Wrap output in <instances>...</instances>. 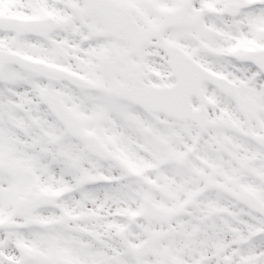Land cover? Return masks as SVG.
Instances as JSON below:
<instances>
[{"label": "snow or ice", "instance_id": "snow-or-ice-1", "mask_svg": "<svg viewBox=\"0 0 264 264\" xmlns=\"http://www.w3.org/2000/svg\"><path fill=\"white\" fill-rule=\"evenodd\" d=\"M0 264H264V0H0Z\"/></svg>", "mask_w": 264, "mask_h": 264}]
</instances>
